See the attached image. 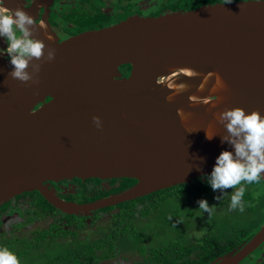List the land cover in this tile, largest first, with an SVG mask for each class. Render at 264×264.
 I'll use <instances>...</instances> for the list:
<instances>
[{"label": "water", "instance_id": "1", "mask_svg": "<svg viewBox=\"0 0 264 264\" xmlns=\"http://www.w3.org/2000/svg\"><path fill=\"white\" fill-rule=\"evenodd\" d=\"M34 38L45 43V57L56 52L34 75L38 82L11 78L10 60L0 57V205L38 191L60 211L86 213L188 184L210 175L223 151L234 153L217 113L239 107L264 117V0L135 17L65 41L38 27ZM91 178L136 184L84 205L44 185ZM263 242L264 225L209 264H239Z\"/></svg>", "mask_w": 264, "mask_h": 264}, {"label": "flooded vegetation", "instance_id": "2", "mask_svg": "<svg viewBox=\"0 0 264 264\" xmlns=\"http://www.w3.org/2000/svg\"><path fill=\"white\" fill-rule=\"evenodd\" d=\"M197 2L198 0H15V6L11 7L0 0V7L23 9L34 18L37 27L43 25L48 36L65 41L85 32L116 26L131 18H153L209 5H197ZM7 47L6 40L0 37V57L10 60L6 53ZM129 71L130 69L125 73L120 69L122 77H128ZM208 176L210 175L186 184L188 195L182 201L180 198H184L181 196L183 194L168 188L135 200L77 214H68L54 208L38 191L22 193L0 205V248L7 247L19 258L20 264H158L161 255L175 258L181 254L178 249L188 250L193 246L199 249L205 242L208 243L206 249L215 252V242L226 240L231 235L236 239L234 248L238 249L264 225V182L260 179L259 182L241 185L245 187V194L242 200L243 211H240L239 208L231 210L230 205H224L225 201L231 200L236 189L226 190L222 193L221 200L212 199L215 192L217 195L221 192H214L209 183L202 185L208 182ZM75 180L78 179L44 185H48L62 201L84 205L118 195L136 184V181L126 179L91 178L79 180V185ZM161 197L165 198L167 205L177 207L184 202L185 207L190 203L199 208L198 201L207 200L209 205H217L216 214L210 220L204 218L201 223L198 219V225L194 229L191 225L184 230L177 246L166 237L160 242L151 241L155 237L154 230L157 229L155 226L148 227L147 224L155 223L152 212L157 202L162 200ZM143 213H147V216ZM231 214L236 216V223L232 222L228 233L221 235L217 227H213V217L219 221ZM131 216L136 221H130ZM181 224L178 223L179 226ZM161 234L163 236L167 233ZM125 237H133L135 245L121 246V240ZM255 251L258 253L253 264H264V242ZM253 253L239 264L249 262ZM193 255L189 253L187 256L193 258ZM222 255L215 256L213 260Z\"/></svg>", "mask_w": 264, "mask_h": 264}, {"label": "clouds", "instance_id": "3", "mask_svg": "<svg viewBox=\"0 0 264 264\" xmlns=\"http://www.w3.org/2000/svg\"><path fill=\"white\" fill-rule=\"evenodd\" d=\"M37 28L34 18L23 9L10 10L5 6L0 7V37L7 42L6 53L12 66L8 75L24 84L38 82L34 80V75L40 72L42 63L51 62L56 56L55 49H49L45 57V43L34 38ZM42 28L43 25H40L39 29ZM33 60L41 63L32 64ZM30 65L31 74L28 71ZM209 75L215 76L217 88L225 87L218 74ZM206 80L207 77L204 78L205 82ZM213 91H216V88H213ZM175 94H180V90ZM173 99L171 95L167 97L169 102ZM178 115L184 120L190 114H182L180 110ZM215 118L227 132V135L221 137L222 142L232 146L234 153L223 151L207 180L214 192L225 193L228 189H236L231 195L230 209L239 208L243 211L245 187L241 185L259 182L264 174V117L259 111L247 114L244 109L237 107L217 113ZM93 121L98 128L101 127L99 117H93ZM206 137L212 140L215 135L206 131ZM222 198L223 196L216 197L217 200ZM198 204L200 210L211 216L215 206L210 207L207 200H200ZM0 264H20V261L13 252L4 247L0 248Z\"/></svg>", "mask_w": 264, "mask_h": 264}, {"label": "rangeland", "instance_id": "4", "mask_svg": "<svg viewBox=\"0 0 264 264\" xmlns=\"http://www.w3.org/2000/svg\"><path fill=\"white\" fill-rule=\"evenodd\" d=\"M217 196H222V193H219L217 195V193L215 192L212 199H216ZM229 202L225 201L224 205L227 207L228 205L231 204V200ZM209 206L212 207L211 205ZM213 206H215V208L211 216H209L208 213L203 212L202 210L197 208L196 204H193L192 206V204L188 203L186 207H182V205L179 207L175 205H166L165 207H163L162 212L160 213V215L163 213L162 217L158 220V218L160 217V215H158L154 224H147L148 227L155 226L157 229L154 230L155 237H152L151 241L160 242L162 238L166 237L168 240L172 242L174 241L177 246L182 237V233L188 227H191L193 222H195V224L192 226L194 229V227L198 225L196 223L198 219L201 223V221L204 218L205 220L207 219L210 220L212 216H214L213 214H216L215 210L217 205H213ZM179 222L182 223L180 226L178 225ZM213 222H214L213 227H217L216 229L218 230V232L221 235H224L228 233L230 228L229 225L232 222L236 223V216H233V214H231L229 216H225L224 219H220L219 221H217L216 217H213ZM171 230H173V233L171 232ZM161 232H166L167 234L162 236ZM198 236H201V234ZM134 245L135 242L133 241V237L131 238L125 237L124 239L121 240V246L123 247L126 246L132 247ZM257 253L258 251H255L252 255L253 258L249 262L247 263L245 262L243 264H253Z\"/></svg>", "mask_w": 264, "mask_h": 264}, {"label": "trees", "instance_id": "5", "mask_svg": "<svg viewBox=\"0 0 264 264\" xmlns=\"http://www.w3.org/2000/svg\"><path fill=\"white\" fill-rule=\"evenodd\" d=\"M236 1H244V0H198L197 5L206 4V3H209V4L228 3V2H236ZM120 69H121V71L126 73L130 69V66L124 65ZM126 180L136 181L133 179H126ZM75 182H77L79 185L81 184L79 180H75ZM207 184H208V182H206L205 184L202 183V185H207ZM178 186H179V188L172 187L171 190H174V192H176V193L183 194L181 196H184V198H180L182 201L188 195L187 186H186V184H182V185H178ZM161 199L162 200H159L157 202V206H155L153 208L154 211L152 212V216L155 220H156L157 216L160 215V213L162 212L163 207H165L167 205V203H165V198L161 197ZM181 205H182V207H185L184 202L181 203ZM145 211L147 212L148 209H146ZM143 214L145 216H147V213H143ZM162 214L160 215L158 220L162 217ZM132 220L136 221L134 216H131L130 221H132ZM194 224H195V222L192 223V225H194ZM231 236L232 237H230L226 240L215 242V245L213 248V251H215V252L208 251L206 249L208 243L205 242L202 245V247L199 249L195 248V246H193L191 249H188V250L187 249H178V251H180L181 254L177 255V257H175V258H173L171 256H162L161 255L159 257V263L158 264H209L215 256L227 253L236 246V239L233 237V235H231ZM189 253H193L194 257L193 258L188 257L187 255ZM241 264H243V263H241ZM255 264H259V263H255Z\"/></svg>", "mask_w": 264, "mask_h": 264}]
</instances>
